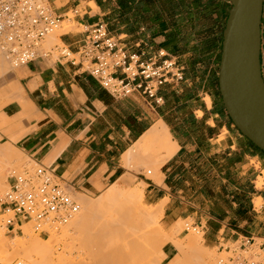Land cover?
<instances>
[{
    "label": "crops",
    "instance_id": "0c3cea01",
    "mask_svg": "<svg viewBox=\"0 0 264 264\" xmlns=\"http://www.w3.org/2000/svg\"><path fill=\"white\" fill-rule=\"evenodd\" d=\"M102 1L106 0H48V4L63 22L67 13L78 9L75 28L85 29L104 21L108 12L102 9ZM109 1L118 5L117 0ZM203 1L220 20L222 36L230 11L229 0ZM141 3L121 0L123 7L112 10L120 16V27L114 26L113 32L120 29L121 33L114 36L126 37V43H121L131 52L144 47L158 48L159 38L165 37L153 27V17H142L146 8H141ZM92 8L98 12L92 14ZM84 37L85 30L62 34L59 40L76 54ZM213 40H217L216 33ZM259 62L264 82V0ZM10 66L5 55L0 54V149L14 150L34 164L45 166L72 194L95 195L107 187L105 191L112 187L134 191L145 183L142 197L148 207L155 209L161 205L160 222L167 232L175 229L182 218L178 205L171 202L173 191L180 193L182 189L177 184L172 187V182L178 181L179 174L184 172L180 165L189 166L202 179L211 177L221 183V192L215 194L228 198L227 208L217 218L206 217L208 227L200 225L209 243L220 248L227 244L239 246L250 239L254 248L264 251V154L242 136L226 114L218 92V62L209 66L206 73L200 71L201 82L184 70L182 82L161 87L160 105L139 96L113 99L90 76L82 61L71 64L39 58L22 67ZM160 121L178 149L172 158L160 164L162 176L155 182L134 168L148 167L139 159L147 155L149 160H159L164 157L163 152L151 146L147 154L135 156L127 166L122 157ZM224 131L228 135L220 138ZM145 174L151 176V171ZM128 181L138 185L124 188ZM258 199L261 201L256 208ZM23 224L19 217H14L4 229L14 236L22 233ZM162 254V260L168 261L176 249L168 243Z\"/></svg>",
    "mask_w": 264,
    "mask_h": 264
},
{
    "label": "rangeland",
    "instance_id": "374dc122",
    "mask_svg": "<svg viewBox=\"0 0 264 264\" xmlns=\"http://www.w3.org/2000/svg\"><path fill=\"white\" fill-rule=\"evenodd\" d=\"M175 1L155 0L154 4H150V9L154 8L161 13L160 20L152 21L153 27L159 33L163 32V35L166 36L159 38L158 46L162 47L163 45L162 48L176 57L178 63L184 67L190 77L198 78L199 82H201V79H199L202 74L201 70L206 73L209 66L219 61L220 20L216 19L213 9L209 11L208 8L203 11L202 8L208 6L205 1L195 3L194 0H179L177 12L171 9ZM102 2L104 4L102 9L108 12L103 22L107 24L109 31V26L111 25L115 26V28L120 27L118 15H114L112 11L119 5L115 1H109V3L106 0ZM57 5H60L59 2H57ZM85 5L83 3V6ZM92 9V14L98 12V10ZM66 16L67 20L62 22L61 27L54 31L53 34L46 36L40 48L42 52L48 51L56 44L59 45V36L63 32L64 27L67 33L70 34L85 30L83 27L75 28L74 15L71 12L67 13ZM155 16L157 15L155 14ZM111 33L120 35L121 30L118 29V31ZM215 33L217 34V40L214 41L213 35ZM50 36H55L57 40H50ZM120 38L121 42L126 43L123 41L126 37L120 36ZM168 38L174 39L178 45L169 46L166 43ZM164 44H166L167 48L164 47ZM0 54L4 57L1 51ZM214 54H217L215 59H213ZM224 135H228V133L224 131L220 138H224ZM155 152L156 150L152 151L151 155L155 154ZM0 153L3 155V157H0V177L5 178L4 186L0 185L2 186L0 187L1 197L8 189L6 181L10 175L21 174L25 170L31 171L37 165L27 157L11 149H0ZM180 167L185 168L184 172L179 174L181 178L178 181L174 179L172 187L176 188L177 184L182 190L180 193H176L174 190L171 197V202L178 205L182 217L177 223L180 224L178 229L176 226L175 229L167 232L168 230L160 222L162 210L155 213L154 208L148 207L144 197L138 199V210L147 211L153 214L154 218L149 227L143 229L142 232L141 230L135 232L130 228L132 224L127 217L133 215V213L127 207L118 205V202L106 204L99 201L109 192L114 195L117 193L116 195L119 196V199H126L128 195H132L133 191H130L132 189L122 191L112 187L105 191L107 187L95 195L73 193L72 197L79 203L80 211L63 226L44 228L45 236L34 230L33 222H28L30 226L28 235H24L21 229L22 233L13 236L7 234L2 227V234L8 241L6 242L7 247L12 251L11 244L16 251V256H18L11 264H25L26 262V264H216L217 258L225 255V251H222V248L229 247L230 250H233L238 245L227 244L218 248L214 244L209 243L206 232L197 226L208 227L206 217L217 218L216 216L220 215L222 209L227 208L228 198L216 195V192H221V183L217 182L216 179H210L211 177H209V180H205L197 172L193 171V168L184 167L183 165H180ZM134 169H140L147 179L151 177L145 174V171L150 170L148 167ZM134 183L128 181L126 183L128 187H122L133 188L138 185ZM140 183L144 182L140 181ZM160 184H162V181ZM144 185L146 186L145 183ZM206 193H213L214 195H206ZM165 202H167V199H165ZM93 203L98 206H95V208H98L94 209L95 212L86 209L87 207L90 208ZM128 211L129 213L126 214ZM3 216L11 219V215H1V217ZM123 221L124 223H122ZM31 236L36 237L41 246L36 252L28 250L27 253V251H23L24 248L21 245L25 240H29ZM196 236L200 237V241L190 246L188 239ZM168 243H172L176 249V254L168 261H164L162 260V248ZM15 244L20 245L16 246ZM30 251L32 252L30 253ZM196 251L200 252L202 260L197 261L194 259L196 257L193 252ZM260 254L264 256V253L260 252ZM22 255L25 256L21 257ZM29 256H31L30 260H28ZM32 260L34 263L31 262Z\"/></svg>",
    "mask_w": 264,
    "mask_h": 264
},
{
    "label": "built area",
    "instance_id": "2783aa9c",
    "mask_svg": "<svg viewBox=\"0 0 264 264\" xmlns=\"http://www.w3.org/2000/svg\"><path fill=\"white\" fill-rule=\"evenodd\" d=\"M70 12L75 16L79 10ZM62 19L52 12L48 0H0V51L15 68L39 58L71 64L82 61L90 76L115 100L139 96L160 105L163 103L158 95L160 88L184 80V67L167 50L144 47L128 51L103 21L85 28L76 54L63 43L42 52L44 39L60 28ZM7 185L0 197L2 215H11L6 224L19 217L24 224L33 222L34 230L45 236L44 228L63 226L80 211L67 186L43 165L10 175ZM223 250L225 255L218 257L216 264H264V256L260 254L263 249L254 248L250 239L233 250Z\"/></svg>",
    "mask_w": 264,
    "mask_h": 264
},
{
    "label": "water",
    "instance_id": "95a60500",
    "mask_svg": "<svg viewBox=\"0 0 264 264\" xmlns=\"http://www.w3.org/2000/svg\"><path fill=\"white\" fill-rule=\"evenodd\" d=\"M217 84L234 127L264 153V82L260 71L262 0H229Z\"/></svg>",
    "mask_w": 264,
    "mask_h": 264
},
{
    "label": "bare ground",
    "instance_id": "6f19581e",
    "mask_svg": "<svg viewBox=\"0 0 264 264\" xmlns=\"http://www.w3.org/2000/svg\"><path fill=\"white\" fill-rule=\"evenodd\" d=\"M62 22H61V24H62ZM60 27H61V25H60ZM65 29L66 28L64 27L63 32L61 33V35L67 33V30H65ZM53 33H51V34H53ZM53 39L55 40L56 37L55 36H50V40H53ZM59 44H61V42ZM207 103H208V105H210L209 100H207ZM151 146H155L157 149H159L161 152H163V156L164 157L162 159L152 161V160H149L147 158V155H146V157L141 158L139 160H140V162L143 165H146V166L150 167L151 178L152 179L160 180V178H161L160 172H159L160 164H162L163 161H165V159L172 158L174 156V154L176 153L177 149H178L177 145L170 139L169 132H168L167 128L163 125V122H161V121L156 123L145 134H143V136L138 140V142L134 145V147L131 148L130 150H128L123 155L122 162L127 166V164L131 161L132 158H134L135 156H139L140 154L142 155L143 152L146 153L147 150ZM4 181H5V178H1L0 177V185L4 186ZM0 187H2V186H0ZM143 190H144V186L142 184H140L136 188V190H134L132 192V195H128L127 196L128 198H126V199H123V200L119 199L118 198L119 196L116 195L117 193L114 195L113 193L109 192L108 194H106L99 201L102 202V203H106V204H114V203L118 202V205L120 204V205H122L124 207H127V209L129 211L131 210L132 213H133V215L127 217V219L130 220V222L132 224V225H130V228H132V230L135 231V232L136 231L138 232L140 230L142 232L143 229L149 227L150 223L152 222V220L154 218L153 214L148 213L147 211H140L141 209L138 210V208H139L138 207L139 206L138 205L139 204L138 203V199L142 198ZM260 201L261 200H259V199L257 200L256 207H258L260 205ZM100 202H98V203H100ZM90 206H91L90 208L87 207L86 209H90V211L92 210L94 212H95L94 209H98V208H95V206L98 207L97 204L93 203V205L91 204ZM161 210H162L161 209V205H159V206H157L155 208V211H156L155 213H158ZM129 211L126 212V214L129 213ZM8 219L9 218L7 216H3V217L0 218V264H11V262L13 260L17 259V257H18V256H16V251H15V249H13L11 244H10V247H11L12 251L9 250V248L6 245V242H8V241L5 239V236L2 234V230H3L2 227L4 228V224L8 221ZM122 223H124V221ZM179 225L180 224H177V229H178ZM21 229H22L24 235H28V232L30 230V226H29L28 223H26V224L22 225ZM29 238H30L29 240H25V242L21 245L24 248L23 251H27V253H28V250H33L34 252H36V250L39 249L41 244L39 243V241L37 240L36 237L31 236ZM32 239H35V240H32ZM199 241H200V237L199 236L190 237L188 239V244L191 246V245H194L196 242H199ZM15 242H16V240H15ZM31 252L32 251H30V253ZM193 254L196 257V258H194L195 260H197V261L202 260V257H201V254H200L199 251L193 252ZM32 255H33V253H32ZM24 256L25 255H22L21 257H24ZM30 257L31 256H29L28 260H30ZM31 262H33V260ZM18 264H22V263H18Z\"/></svg>",
    "mask_w": 264,
    "mask_h": 264
},
{
    "label": "trees",
    "instance_id": "16d2710c",
    "mask_svg": "<svg viewBox=\"0 0 264 264\" xmlns=\"http://www.w3.org/2000/svg\"><path fill=\"white\" fill-rule=\"evenodd\" d=\"M118 1V5H120V7H123V6H121V0H117ZM142 1V5H141V8H144V7H147L146 8V10L142 13V17L144 18V19H146V17H153V20L154 21H156V20H159L160 18H161V13H160V11L159 10H156V9H150V4H154L155 3V0H141ZM179 0H176L174 3H173V5H172V7H171V9H172V11H174V10H176V12H177V10H178V2ZM195 1V3H197V2H200V1H203V0H194ZM147 5V6H146ZM179 6H180V4H179ZM209 8V6H205V7H203L202 9H203V11H206L207 9ZM119 11V10H118ZM153 13H155L157 16H155V14H153ZM118 15V14H117ZM120 18V16L118 15V19ZM109 28H110V32H113L114 30H115V28H114V26H109ZM176 36V35H175ZM166 37V36H165ZM221 41H222V36H221ZM166 43L170 46V45H175V46H177L178 44H177V42H175V40L173 39H170V38H168V40L166 39ZM162 47H163V45H162ZM164 47H166L167 48V46H166V44H164ZM220 54H221V42L219 43V60H220ZM218 64H219V61H218ZM253 146V145H252ZM255 148V147H254ZM258 152H260V153H262V154H264L263 152H261L259 149H257V148H255Z\"/></svg>",
    "mask_w": 264,
    "mask_h": 264
}]
</instances>
